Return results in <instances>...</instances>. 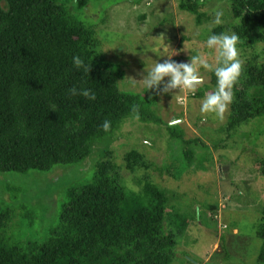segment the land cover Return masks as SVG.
<instances>
[{
  "label": "trees",
  "instance_id": "16d2710c",
  "mask_svg": "<svg viewBox=\"0 0 264 264\" xmlns=\"http://www.w3.org/2000/svg\"><path fill=\"white\" fill-rule=\"evenodd\" d=\"M93 1L99 0H0L1 173L79 163L127 118L161 120L151 99L122 91L123 68L102 57L95 25L70 8L82 11ZM229 1L239 21L232 26L238 42L264 43V0ZM200 5L201 0L179 3L201 23L206 13ZM225 30L219 26L213 34ZM77 55L87 73L74 67ZM240 77L231 103L232 129L264 116V63L250 62ZM213 80L217 83L215 74ZM73 87L91 90L96 99L71 95ZM105 120L111 122L109 132L101 127ZM143 157L129 152L127 169L135 171ZM258 165L264 175V158ZM119 172L112 157L99 162L91 182L70 188L57 225L42 240L25 244L9 234L16 215L0 203V264H170L177 240L166 227V190L148 181L144 194L135 195ZM260 214L258 261L264 263V207ZM178 224L185 229L188 221Z\"/></svg>",
  "mask_w": 264,
  "mask_h": 264
},
{
  "label": "rangeland",
  "instance_id": "374dc122",
  "mask_svg": "<svg viewBox=\"0 0 264 264\" xmlns=\"http://www.w3.org/2000/svg\"><path fill=\"white\" fill-rule=\"evenodd\" d=\"M179 3L99 0L82 11L70 6L75 15L95 25L102 57L123 68L122 91L151 99L161 120L127 118L79 163L47 171L0 172V203L9 204L16 215L8 229L13 237L25 244L47 237L59 221L70 188L91 182L98 163L108 156L135 195L144 194L148 181L166 190V227L177 240L170 264H264L258 261L263 239L256 228L264 207V175L258 165L264 158V116L232 129L231 104L223 121L202 113L206 96L217 89L213 71L203 68H199L203 83L195 92L179 88L165 92L170 77L159 89L144 86L147 71L170 56L190 64L193 56L203 55L218 66V53L207 48L206 41L219 26L233 34L232 26L239 22L229 0H201L200 10L206 13L201 23ZM217 11L223 13L220 25L215 24ZM237 48L242 69L255 60L264 63V43L238 42ZM240 82L241 77L232 89L234 96ZM132 150L144 156L135 171L126 167ZM183 219L188 225L179 229Z\"/></svg>",
  "mask_w": 264,
  "mask_h": 264
},
{
  "label": "clouds",
  "instance_id": "9594fccd",
  "mask_svg": "<svg viewBox=\"0 0 264 264\" xmlns=\"http://www.w3.org/2000/svg\"><path fill=\"white\" fill-rule=\"evenodd\" d=\"M223 13L217 11L215 13V24L222 23ZM239 37L233 33L231 35L222 33L219 35L212 34L208 37L206 44L209 49H216L218 53V66L209 63L203 55L192 57V62L177 63L171 60L172 56L163 63H156L150 70L147 71L146 77L143 79L144 86L150 90L153 88L159 89L162 82H165V77H170V82L166 84L164 89L167 92L170 89L179 88L180 90H190L195 92L198 85L203 83V79L199 74V68L213 71L217 80V89L213 94L206 96L202 107V113L214 114L219 120L225 119V114L229 105L233 102V87L242 74V64L238 59V43ZM151 49H147L148 52ZM153 51V50H152ZM145 52V49H144ZM155 52V51H154ZM73 65L78 70H83L85 73L89 71L85 61L79 56L73 57ZM73 96H82L88 101H94L96 96L89 89H77L73 87L70 90ZM53 111L58 110L57 105H53ZM179 121H176L178 123ZM105 132L111 130V122L105 120L101 125Z\"/></svg>",
  "mask_w": 264,
  "mask_h": 264
}]
</instances>
